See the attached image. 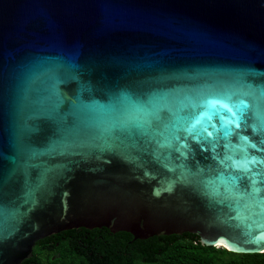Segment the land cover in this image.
Masks as SVG:
<instances>
[{
    "label": "water",
    "instance_id": "water-1",
    "mask_svg": "<svg viewBox=\"0 0 264 264\" xmlns=\"http://www.w3.org/2000/svg\"><path fill=\"white\" fill-rule=\"evenodd\" d=\"M104 226L264 252V0H0V264Z\"/></svg>",
    "mask_w": 264,
    "mask_h": 264
},
{
    "label": "trees",
    "instance_id": "trees-1",
    "mask_svg": "<svg viewBox=\"0 0 264 264\" xmlns=\"http://www.w3.org/2000/svg\"><path fill=\"white\" fill-rule=\"evenodd\" d=\"M22 264H264V252L203 245L191 232L136 239L105 226L78 227L40 239Z\"/></svg>",
    "mask_w": 264,
    "mask_h": 264
}]
</instances>
